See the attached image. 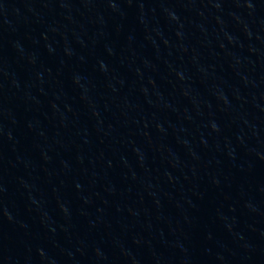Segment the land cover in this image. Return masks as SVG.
<instances>
[{
	"label": "water",
	"instance_id": "1",
	"mask_svg": "<svg viewBox=\"0 0 264 264\" xmlns=\"http://www.w3.org/2000/svg\"><path fill=\"white\" fill-rule=\"evenodd\" d=\"M0 264H264V0H0Z\"/></svg>",
	"mask_w": 264,
	"mask_h": 264
}]
</instances>
